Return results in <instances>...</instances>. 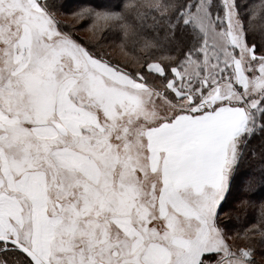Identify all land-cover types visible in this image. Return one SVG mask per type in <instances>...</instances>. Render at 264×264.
Here are the masks:
<instances>
[{
	"label": "snow or ice",
	"instance_id": "6c2138e0",
	"mask_svg": "<svg viewBox=\"0 0 264 264\" xmlns=\"http://www.w3.org/2000/svg\"><path fill=\"white\" fill-rule=\"evenodd\" d=\"M0 264H264V0H0Z\"/></svg>",
	"mask_w": 264,
	"mask_h": 264
},
{
	"label": "trees",
	"instance_id": "16d2710c",
	"mask_svg": "<svg viewBox=\"0 0 264 264\" xmlns=\"http://www.w3.org/2000/svg\"><path fill=\"white\" fill-rule=\"evenodd\" d=\"M74 2H78V0H74Z\"/></svg>",
	"mask_w": 264,
	"mask_h": 264
}]
</instances>
